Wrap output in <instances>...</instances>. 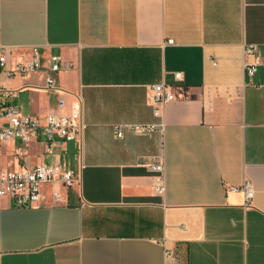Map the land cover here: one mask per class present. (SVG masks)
I'll return each instance as SVG.
<instances>
[{
  "label": "crops",
  "instance_id": "0c3cea01",
  "mask_svg": "<svg viewBox=\"0 0 264 264\" xmlns=\"http://www.w3.org/2000/svg\"><path fill=\"white\" fill-rule=\"evenodd\" d=\"M0 24L8 68L41 56V71L0 77L18 111L86 123L54 156L0 144L2 170L60 164L77 178L46 186L37 208L0 199V264H264V0H0ZM53 55L73 65L57 90ZM157 84L178 95L159 117ZM118 124L151 130L118 138ZM246 182L249 203L231 189Z\"/></svg>",
  "mask_w": 264,
  "mask_h": 264
},
{
  "label": "built area",
  "instance_id": "2783aa9c",
  "mask_svg": "<svg viewBox=\"0 0 264 264\" xmlns=\"http://www.w3.org/2000/svg\"><path fill=\"white\" fill-rule=\"evenodd\" d=\"M254 48H249L248 53ZM31 58L26 62H18L12 68H8L7 48L1 43L0 24V77L2 74L8 77L15 75H29L42 69L41 56L38 47H32ZM72 63L65 62L60 56L53 55L49 59L46 69L45 87L57 90L55 76L60 72L72 68ZM246 72L253 76L256 73V65H246ZM181 78V73L176 74ZM152 103L154 115L161 116L165 106L175 100L178 95L173 87L165 84L154 85ZM13 92L9 91L0 81V144L9 141L22 143L38 142L45 146L46 154L54 156L56 149L64 144L82 141L86 130V123L82 112L71 114L48 113L43 119L22 115L12 102ZM60 106L63 107V104ZM61 107V108H62ZM149 126L118 124L114 127L115 135L123 138L126 132L143 133L150 131ZM150 169L155 174V189L159 193L165 191V166L163 162L152 164ZM76 174L73 170L64 169L60 164L39 165L26 170H2L0 169V199L10 198L16 207L21 209L37 208L41 205L43 189L52 184H59L66 188L76 183ZM233 191L242 189L246 194V202L253 198L254 192L249 183L241 188L233 187ZM54 203L64 204L67 198L59 192L53 193Z\"/></svg>",
  "mask_w": 264,
  "mask_h": 264
},
{
  "label": "rangeland",
  "instance_id": "374dc122",
  "mask_svg": "<svg viewBox=\"0 0 264 264\" xmlns=\"http://www.w3.org/2000/svg\"><path fill=\"white\" fill-rule=\"evenodd\" d=\"M68 160H71L70 156H67Z\"/></svg>",
  "mask_w": 264,
  "mask_h": 264
}]
</instances>
